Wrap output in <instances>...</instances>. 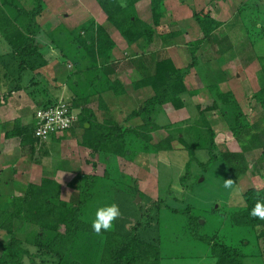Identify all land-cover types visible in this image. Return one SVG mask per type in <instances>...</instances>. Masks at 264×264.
<instances>
[{
	"label": "rangeland",
	"instance_id": "obj_1",
	"mask_svg": "<svg viewBox=\"0 0 264 264\" xmlns=\"http://www.w3.org/2000/svg\"><path fill=\"white\" fill-rule=\"evenodd\" d=\"M8 1L6 0L7 3ZM17 1L18 6L26 10L34 5V0H16L15 3H18ZM0 2L4 5L5 0ZM6 6V13L15 18V9L9 7L10 4ZM135 7L138 17L152 26L153 36L150 42L139 39L128 44L119 31L107 21L96 0H44V8L36 18L39 26L36 41L46 65L35 72L26 69L21 76L19 88L28 92H41L55 86L61 90L64 97H58L54 103L59 99L68 103L73 99L80 102L82 98L87 97V106L97 117L102 114V117L112 118L124 129L139 125L142 123L140 118L130 119L129 114L134 109L141 108L144 101L153 94L149 87L138 88L141 90L139 92L133 86L140 78V72L138 74L136 71L137 67L140 69L139 60L146 57L150 62L147 65L150 71L153 70L155 61L163 56L170 57L177 68L189 66L192 54L187 42L202 36L194 13L209 12L215 20L222 23L220 33L229 37L232 46L229 51L208 63H205V59L202 60L207 48L201 47L199 51L202 53H197L199 64L190 68L189 76L185 78L186 87L189 90L196 89L197 93L191 97L185 94L186 105L178 110L173 107L155 109L152 121L162 127L151 133L149 144L166 138L168 131L173 130V124L177 122L192 118L202 122L198 117L200 108L204 110L214 102L213 92L209 90L208 85L218 82L219 89L232 93L235 102L231 106L222 104L216 109H205L203 115L214 132L218 150L226 154L227 165L222 159L211 163L208 170L195 182L193 176L199 175L201 168L194 160L187 166L190 160L188 152L176 137L171 143L173 149L170 151L157 153L133 148L132 156L127 159L119 158L116 162L121 172L111 173V179L107 177V189L110 191L107 192L108 196L96 192L85 218L93 221L98 206L117 203L122 215L114 222L113 230L125 234L131 230L135 221L146 220L147 216H152L154 222L147 228H139L137 233L139 232L145 240L158 242L161 251L160 264H214L215 259L210 255L209 245L203 240L210 237L236 247L240 246V239H245L244 248L254 256L245 257L244 263L264 264V259L257 253L258 248L253 238L255 232L250 228L232 226L229 222L231 211L244 204L243 193L249 188L264 187V155L261 156L263 149L256 147L251 150L254 146L247 138V133L240 138L243 144H240L232 133L236 115L240 111V119L261 137L264 136V113L261 105L253 98V93L264 85L256 56L257 53L264 52V48H253L252 39L245 28V25L248 29L252 27L248 23L251 17L249 11L255 7L253 17L256 18L257 28L262 27L261 32L263 31V38L261 37L259 42L264 41V0H165V18L159 26L153 25L150 0H139ZM240 8H244L243 19ZM21 16L17 23L22 26L26 18ZM90 19L103 26L114 40L116 47L112 52V60L133 61L135 67L132 71L136 77L132 72L125 76L127 84L124 102L100 99L105 91L113 94L110 84L114 79L105 76L113 75L114 72L104 70L105 66L101 65L104 60H99L95 71H83L82 61L76 64L72 61L77 54L75 45L69 41L71 37L68 33ZM175 31L182 34L177 37L167 36ZM82 36L85 37L86 33ZM52 65L58 67V74ZM0 67L3 68L0 70V91L2 93L7 90L11 95L13 91H18L8 90L18 88L14 86L16 83H13L18 78V62L1 36ZM140 71L145 73L142 69ZM97 74L104 77H98ZM97 103L102 104L100 108ZM13 123L14 120L6 126L4 123L2 128L0 127V135L11 129ZM186 124L180 123V135L186 136ZM190 131L188 130L189 136L193 135ZM261 137L259 144L264 142ZM79 139L77 143L74 141L70 145L56 146L49 143L48 147L46 142L39 141L34 156L22 153L21 145L17 144L18 140L20 144V139L12 141V149H15L14 159L20 155L23 160L16 161L14 173L12 167L0 170V204L9 208L11 195L22 193L27 184H39L44 176L60 183L63 200H74L79 191L69 183L75 175H94L91 173L97 172L96 175L103 176L104 173V165L98 162L97 156L92 155L90 150L83 149L85 147L80 144ZM208 158L206 150L195 151V159L199 162H206ZM84 161L95 166L92 170L88 169L89 173L83 171ZM97 163L101 165H95ZM227 166L232 170V174ZM186 170H190V177L186 181L188 187H182L179 178ZM228 179L233 183L230 188H225L224 183ZM124 183L137 187L140 192L129 194L124 189ZM98 197L100 199H96ZM159 197L164 199V206L156 218L153 206ZM187 205L191 206L193 215L199 217V225L194 230L187 225V215L181 213V209ZM174 209L177 211L173 212ZM15 232L25 246L34 251L32 243L40 232V227L34 223H18ZM8 237L5 231L0 230L1 242H6ZM24 264H30L29 260L25 259Z\"/></svg>",
	"mask_w": 264,
	"mask_h": 264
},
{
	"label": "trees",
	"instance_id": "obj_2",
	"mask_svg": "<svg viewBox=\"0 0 264 264\" xmlns=\"http://www.w3.org/2000/svg\"><path fill=\"white\" fill-rule=\"evenodd\" d=\"M15 1L9 0L7 3L5 0L4 5L0 2V36L9 46L12 56L18 62V78L17 81L13 82L16 83L13 85L18 86V88H10L9 91L20 89L21 76L26 69L35 72L46 65V60L36 41V33L39 29L36 18L44 8V0H34V5L29 10L18 6L19 2L15 3ZM138 1L96 0L106 15L107 21L119 31L128 44L139 39L150 42L153 36L152 26L142 21L137 15L135 4ZM164 1L150 0L154 26H159L165 18ZM9 4V7L15 9V18L10 17L4 10V7ZM199 13H194V17L202 36L187 42L192 54V62L189 66L177 68L169 57L163 56L155 61L154 68L150 71L148 70L149 66H147L150 63L148 59L143 57L139 60L140 69L144 70L145 73L140 71L138 67L136 68V71L140 72V78L135 81L133 86L136 89L149 87L153 92L144 101L141 108L134 109L129 114L130 119L140 118L141 124L124 129L112 118H103L98 121L93 110L87 106V97L82 98L80 102L76 99L69 102L72 110L79 109L77 122L74 124V127H78L82 132L79 142L83 147L89 149L92 155L97 156L99 163L104 165L103 176L95 174L75 175L69 184L75 186L79 194L72 201H65L61 198L59 182L44 176L39 184H27L22 193L11 195L9 208L0 204V230L9 235L6 242L0 241V264H24L25 259H28L30 264H160L161 251L158 242L145 240L139 235V232L137 233L139 228H147L154 222L152 216H147L146 220L135 221L131 230L125 234L113 229L107 232L102 230L100 234H97L92 228L93 221L86 219L85 213H87L92 199L96 197L94 195L96 192L108 196L107 177L111 179V173L121 172L116 162L119 158L127 159L132 156L131 150L133 148L157 153L170 151L173 149L171 143L176 137L188 152L190 160L187 162V166L189 167L191 161L194 160L201 168L202 172L193 176L195 182L203 172L208 170L211 163L222 159L227 165L226 154L218 150L214 141V132L203 115L205 109H216L222 104L231 106L235 102L232 93L222 92L219 89L218 82L208 85L209 90L213 92L214 102L204 110L200 108L198 117L202 122L195 118L177 122L173 124L174 129L168 131L166 138L158 143L149 144L152 139L151 133L162 127L152 121L155 109L173 107V109L178 110L186 105L185 94L191 97L197 93L196 89L189 90L186 87L185 78L189 74L190 68L199 64L197 53H202L199 51L201 47L207 48L205 49L207 53L204 52L202 60L205 59V63H208L229 51L232 46L229 37L220 33L219 28L222 23L215 20L209 12ZM242 13H245L244 8H240L243 19L245 15L243 16ZM254 13L255 7L249 11L251 17L248 23L252 27L248 29L245 25V28L252 39H250L251 44L256 50V47L261 48L262 46L264 48V43H262L264 41L259 42V39L263 38V31L261 32L262 27L257 28L256 18L253 17ZM21 15L26 18L22 26L17 23V19H21ZM84 33H86L85 37L82 36ZM68 34L71 37L69 41L76 47L77 56L72 61L75 64L82 61L83 71H95L99 60L105 61L101 64L105 66L104 70L114 72L119 68V62L112 60V52L116 47L114 40L111 39L106 29L95 24L93 19L88 20ZM181 34L180 31H175L170 32L167 36L177 37ZM64 56L67 57L65 54ZM256 56L261 75L264 78V52L257 53ZM127 64L128 67L134 69L132 60H129ZM2 69L0 67V70ZM97 76L100 77L101 75L97 74ZM110 86L116 97L125 95L124 86L117 79L113 80ZM253 98L261 105L264 113V85L253 93ZM240 116L241 112L239 111L232 127L233 136L240 141V144H243L240 138L244 133H247V138L254 146L251 150L261 147L263 149L261 156L264 155V142L259 144L261 136L248 124H245ZM180 123H187L185 126L187 127L186 136L180 135ZM85 124H88V127ZM170 128L168 126L167 129ZM188 130H191L190 133L194 136H189ZM4 137L19 138L22 153L35 155L39 140L34 137V122L22 125L19 120L14 121L13 127L5 131ZM261 140L264 141V136L261 137ZM197 149L208 152L209 158L206 162H199L195 159ZM228 155L237 156L234 153ZM227 168L232 174L230 167L227 166ZM188 177H190V170H186L185 174L179 178L182 187H188L186 183ZM124 184L126 185L124 189L129 194L135 195L140 192L137 187ZM243 199V206L229 214V222L232 226L250 228L255 232L253 238L258 248L257 253L264 259V220L250 215L251 209L258 201L264 202V187L247 189L243 193ZM162 206H164V199L159 197L153 206L156 211V218L159 216ZM181 213L187 215V225L190 229L194 230L199 225V217L193 215L190 205L181 209ZM17 222L19 224L34 223L40 227V232L36 234L32 243L35 248L34 251L27 248L23 240L17 236L15 232ZM203 240H206L209 245L210 255L215 259L214 264H245V257L254 256L253 253L247 252L244 248L245 239L239 240V247L219 239H213V237Z\"/></svg>",
	"mask_w": 264,
	"mask_h": 264
},
{
	"label": "crops",
	"instance_id": "obj_3",
	"mask_svg": "<svg viewBox=\"0 0 264 264\" xmlns=\"http://www.w3.org/2000/svg\"><path fill=\"white\" fill-rule=\"evenodd\" d=\"M118 62H119V65H118L119 68L114 71V74L110 75V74L106 73L107 76H105V77H108V78L110 77L114 80L117 79L121 83V85L124 86V89L126 90L125 86H126L127 82L125 81V79H126L125 76H128V74L132 72V75L134 77H136V74L133 73V71L130 67H128V64H127L128 61L121 62L119 60ZM174 64L176 66V63H174ZM125 65H126V67H125ZM52 66L54 67V71H55V69L57 70L56 74H58V71H59L58 67L57 66L55 67V65H52ZM120 66H122V69H120ZM176 67H178V66H176ZM105 71H108V70H105ZM86 78L87 77H85V79ZM185 84H186V81H185ZM186 86H187V84H186ZM52 88L53 89H51V88L45 89V91H41V92H38L35 90L28 92V90H26V89L25 90L18 89V91H13L12 92L13 94H11V95L9 93H7V90L6 91L3 90L2 93L0 91V108H1L0 109V127L2 128L4 123H5L4 126H6L8 123L13 122V120L14 121L19 120L22 125L32 124L34 122L35 111L37 110L38 107H40L42 105L53 104L57 100L58 97L62 98L63 94L60 92L61 90L55 86H52ZM138 91L141 92V90H139V89H138ZM123 96L124 95L116 97L115 95H113V94L110 95L107 91H105V93L100 97V99L104 98V101H105V99H109V100L115 101L117 103L119 101L124 102L125 96L124 97ZM103 104H104V102H103ZM101 105L102 104L97 103L98 108H100ZM78 111H79V109H77V108L74 109V112L77 114H78ZM97 118H98V121H100L105 117L104 116L102 117V114H101V116H98ZM86 127H88V126H86ZM81 133L82 132H80V130L77 129V127L72 126L66 132L61 133L59 135H53L48 140L43 141V142H46L45 143L46 146L49 143H51V145H56V146L70 145L74 141L77 143V140L79 139ZM4 134H5V132L2 133V135H0V170L10 169L12 167V170L14 173V171L16 170V165H17L16 161L18 162V161L23 160V158L20 159V155H19V157L17 156L14 159L15 149H12V146L14 144V142H12V141H16L19 138H17V137L5 138ZM17 144H18V146L20 145L19 140H18ZM83 149H86V148H83ZM87 150H89V149H86V151ZM84 162H85L84 163L85 168L82 167V169L84 168L83 171L86 173H89L88 169L92 170L95 166H93V163H91V165H90L88 163V161H84ZM95 165H101V164L97 163ZM91 174H95V173H91ZM96 174H97V172H96Z\"/></svg>",
	"mask_w": 264,
	"mask_h": 264
},
{
	"label": "built area",
	"instance_id": "obj_4",
	"mask_svg": "<svg viewBox=\"0 0 264 264\" xmlns=\"http://www.w3.org/2000/svg\"><path fill=\"white\" fill-rule=\"evenodd\" d=\"M76 122L77 113L70 108V103L59 99L35 111L34 137L40 142L46 141L53 135L69 130Z\"/></svg>",
	"mask_w": 264,
	"mask_h": 264
},
{
	"label": "clouds",
	"instance_id": "obj_5",
	"mask_svg": "<svg viewBox=\"0 0 264 264\" xmlns=\"http://www.w3.org/2000/svg\"><path fill=\"white\" fill-rule=\"evenodd\" d=\"M232 183V180L228 179L225 181L224 187L230 188ZM121 215V208L117 203L98 207L95 212V219L92 222V228L97 234H100L102 230L105 232L110 231L115 226L114 222L117 221ZM250 215L264 220V202L258 201L251 209Z\"/></svg>",
	"mask_w": 264,
	"mask_h": 264
},
{
	"label": "water",
	"instance_id": "obj_6",
	"mask_svg": "<svg viewBox=\"0 0 264 264\" xmlns=\"http://www.w3.org/2000/svg\"><path fill=\"white\" fill-rule=\"evenodd\" d=\"M86 126H88V124H85Z\"/></svg>",
	"mask_w": 264,
	"mask_h": 264
}]
</instances>
